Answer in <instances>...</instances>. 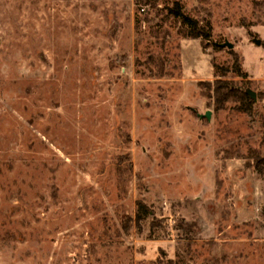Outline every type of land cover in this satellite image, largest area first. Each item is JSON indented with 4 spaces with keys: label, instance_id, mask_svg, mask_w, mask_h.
Segmentation results:
<instances>
[{
    "label": "rangeland",
    "instance_id": "374dc122",
    "mask_svg": "<svg viewBox=\"0 0 264 264\" xmlns=\"http://www.w3.org/2000/svg\"><path fill=\"white\" fill-rule=\"evenodd\" d=\"M255 153L264 0H0V264H264Z\"/></svg>",
    "mask_w": 264,
    "mask_h": 264
},
{
    "label": "trees",
    "instance_id": "16d2710c",
    "mask_svg": "<svg viewBox=\"0 0 264 264\" xmlns=\"http://www.w3.org/2000/svg\"><path fill=\"white\" fill-rule=\"evenodd\" d=\"M168 12L178 22L186 37L200 38L202 42H211L212 27L208 19L200 20L190 16L182 10L179 2H174L172 6L168 7ZM213 44L218 46L216 43ZM212 64L214 68L218 67L214 61H212ZM234 68L235 71L242 75L237 61H235ZM211 86L214 87V99L216 106H224L226 102H240L241 108L244 110L250 111L252 109V103L254 102V99L247 92V89L236 87L230 81L224 82L219 80L215 81L214 85ZM204 95L210 97V84L209 86L207 85L204 87ZM251 158L264 166V156H260L259 154L255 153ZM148 215L149 211L146 210L145 204L142 202L137 203L134 217L136 224L139 226L140 222H142Z\"/></svg>",
    "mask_w": 264,
    "mask_h": 264
},
{
    "label": "water",
    "instance_id": "95a60500",
    "mask_svg": "<svg viewBox=\"0 0 264 264\" xmlns=\"http://www.w3.org/2000/svg\"><path fill=\"white\" fill-rule=\"evenodd\" d=\"M253 42L256 44V45H261V40L260 39H257V38H254L253 39ZM222 47H228V48H232L233 47V45H232V43H230V42H228V41H225L224 43H221L220 44ZM247 92L251 95V97L255 100L256 98H255V93L254 92H252L250 89H247ZM210 111H207L204 115H202V116H204L205 118H207V119H210Z\"/></svg>",
    "mask_w": 264,
    "mask_h": 264
}]
</instances>
